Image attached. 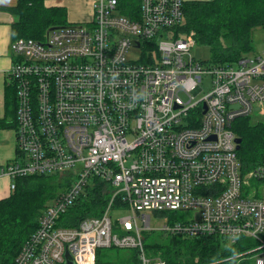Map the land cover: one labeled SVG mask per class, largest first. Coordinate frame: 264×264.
Segmentation results:
<instances>
[{
  "label": "built area",
  "instance_id": "built-area-1",
  "mask_svg": "<svg viewBox=\"0 0 264 264\" xmlns=\"http://www.w3.org/2000/svg\"><path fill=\"white\" fill-rule=\"evenodd\" d=\"M184 5L95 0L85 25L13 43L8 78L18 101V161L0 176L72 177L15 264H64L66 252L76 264H95L100 248L137 249L140 264H167L144 250L151 221L140 215L148 211L195 214L167 224L166 233L230 245L247 237L264 246V167L243 175L233 130L237 118L264 111V52L241 59L238 69L196 60L194 33L174 37L185 25ZM93 176L113 189L104 215L76 229L58 227ZM117 199L131 215L115 234ZM234 259L222 262L243 260ZM254 264H264V252Z\"/></svg>",
  "mask_w": 264,
  "mask_h": 264
},
{
  "label": "trees",
  "instance_id": "trees-1",
  "mask_svg": "<svg viewBox=\"0 0 264 264\" xmlns=\"http://www.w3.org/2000/svg\"><path fill=\"white\" fill-rule=\"evenodd\" d=\"M47 1L54 0H18L16 6L8 8L16 17L12 27L14 41H44L49 29L69 24L66 8L48 6ZM184 11L185 25L173 30L174 37L194 33L197 45H206L213 51L217 65H230L253 53V31L264 29V0L185 1ZM9 88L16 96L15 89ZM12 124L0 120V128H10ZM233 130L242 140L237 152L242 171L247 175L264 166V122L252 123L251 117H239L234 121ZM62 178L65 179L60 181ZM71 182V178L62 174L15 180L16 188L10 198L0 201V264H15L16 257L37 231L43 211L66 192ZM112 191L109 184L92 177L75 204L61 215L59 226L78 228L86 219L101 217ZM151 236L152 233H148L145 237L146 250L148 247L151 257L167 264H229L222 261L258 247L246 237H241L237 245L226 246L219 237L192 238L176 234H160L151 245H146ZM96 252V264H140L137 250H124L128 252L126 256L116 253L119 250L114 248ZM243 264L254 263L246 260Z\"/></svg>",
  "mask_w": 264,
  "mask_h": 264
},
{
  "label": "crops",
  "instance_id": "crops-1",
  "mask_svg": "<svg viewBox=\"0 0 264 264\" xmlns=\"http://www.w3.org/2000/svg\"><path fill=\"white\" fill-rule=\"evenodd\" d=\"M17 1L18 0H0V120H4L5 122L11 124L13 123L10 128H0V169L6 166L9 167V165H12L18 157L15 125V110L17 108V100L14 90L12 88H9L10 83L8 78L9 71L15 62V57L13 55L11 46L12 42L14 41L12 35V27L16 22V17L9 12L8 8L16 6ZM65 1H62L60 3H56L55 0L47 1V5H59L65 7V5L63 4L65 3ZM9 92H11L10 95H8ZM12 111L15 116V119L13 121L9 119L10 113ZM63 179L65 178L60 179V181H63ZM14 182V180L7 176L0 177V201L10 198L12 192L14 191L11 189V184H13Z\"/></svg>",
  "mask_w": 264,
  "mask_h": 264
},
{
  "label": "rangeland",
  "instance_id": "rangeland-1",
  "mask_svg": "<svg viewBox=\"0 0 264 264\" xmlns=\"http://www.w3.org/2000/svg\"><path fill=\"white\" fill-rule=\"evenodd\" d=\"M65 1V0H64ZM95 1V0H94ZM93 0H67L65 3V8L68 12V22L72 24H78V23H87L93 19ZM184 1H194V0H184ZM196 1H207V0H196ZM56 3H60L62 1L55 0ZM253 44H254V51L253 53L249 54L251 58L254 56L260 55L264 51V29H256L253 31ZM213 51L206 46L202 44H198L192 49V55L193 57L201 62H207V63H214L213 58ZM239 66L236 65L235 69H238ZM204 94H201L200 97H202ZM264 118V111L255 112L251 116L252 123H260L264 122L261 120ZM12 121L15 119L13 111L10 113V118ZM252 185L254 187L262 186L256 182H252ZM113 192V191H112ZM109 204V203H108ZM147 215L151 216V228L154 229V231H146L144 233V236L146 237L149 232L152 233L153 236L150 238H147L146 245H151L152 242L160 235L164 234L161 232V230L164 228L167 224H174L175 222L184 223L189 221L190 219L194 218V213L191 212H185V211H179V212H168V213H162V212H154V211H148ZM104 214V213H103ZM130 215V212L128 211H117L114 218V225H117L115 221L119 222V220L127 217ZM142 225V224H141ZM159 229V230H158ZM115 233H118L117 230L114 231ZM261 239L264 241V234L261 236ZM253 242L255 240L253 239ZM119 250V252H116L118 254H121L126 256L128 252H123V249H116ZM122 251V252H121ZM113 252H111L112 254ZM147 253H150V249L147 247ZM253 256V255H252ZM248 257L250 260L252 258ZM76 264V263H75Z\"/></svg>",
  "mask_w": 264,
  "mask_h": 264
},
{
  "label": "bare ground",
  "instance_id": "bare-ground-1",
  "mask_svg": "<svg viewBox=\"0 0 264 264\" xmlns=\"http://www.w3.org/2000/svg\"><path fill=\"white\" fill-rule=\"evenodd\" d=\"M92 21V20H91ZM90 22V21H89ZM88 23V22H87ZM78 24H83V25H85L86 23H78ZM68 25H72V23H69V24H67V25H65V26H68ZM65 26H62V27H55L56 29L55 30H58L59 28H63V27H65ZM52 29V28H51ZM55 30H50L49 29V32H48V34H50L51 32H54ZM47 34V35H48ZM186 36H189V35H186ZM186 36H182V37H186ZM20 40V39H19ZM26 40H29V39H26ZM31 40H34V39H31ZM17 41V40H16ZM16 41H13L12 42V46H13V43L14 42H16ZM35 41H38V40H35ZM41 42V41H40ZM195 46H197V42H196V40H195ZM12 46H11V48H12ZM12 52H13V48H12ZM264 52V51H263ZM262 52V53H263ZM13 54L15 55V62H16V60H17V58H16V54L13 52ZM248 58H251L249 55H247V56H245V57H243L242 59H248ZM241 60V59H240ZM240 60H238V61H236V62H234L233 64H230V65H233L234 67L236 66V65H238L237 63L240 61ZM15 62H14V64H15ZM201 62V61H200ZM207 63V62H206ZM13 64V65H14ZM212 64H215V63H212ZM215 65H217V64H215ZM13 67V66H12ZM12 69V68H11ZM10 69V70H11ZM10 72V71H9ZM9 76V75H8ZM11 86V85H10ZM11 87H13V86H11ZM16 91V90H15ZM16 97H17V93H16ZM17 108H18V101H17ZM206 109V108H205ZM204 113H206V110L204 111ZM251 117V116H250ZM16 124H17V126H16V133H17V128H18V123H17V110H16ZM16 139H17V136H16ZM237 139V138H236ZM18 161V157H17V159H16V161L14 162V163H16ZM240 162V161H239ZM13 163V164H14ZM242 167V166H241ZM262 167H264V166H262ZM4 168V167H3ZM260 168V167H259ZM2 169V168H1ZM255 170V169H254ZM253 171V170H252ZM251 171V172H252ZM242 173H243V175H246L243 171H242ZM250 172H248L247 174H249ZM59 175H61V174H59ZM63 175V174H62ZM29 176H34V175H29ZM64 176H66L67 178H71V180H72V177H71V175H69V174H64ZM247 176V175H246ZM0 177H2V176H0ZM25 177H28V176H25ZM93 177H95V176H93ZM17 178H24V177H16L15 179H14V181L17 179ZM92 178V177H91ZM91 178L89 179V181L91 180ZM96 178H98V177H96ZM100 179V178H99ZM101 180V179H100ZM89 181H88V183H89ZM102 181V180H101ZM104 182V181H103ZM253 182V181H252ZM251 182V183H252ZM87 183V184H88ZM105 183H107V182H105ZM14 185H15V182L13 183ZM86 184V185H87ZM107 184H109V183H107ZM110 185V184H109ZM71 187V186H70ZM69 187V188H70ZM15 188H16V185H15ZM68 188V189H69ZM112 188V187H111ZM67 189V190H68ZM86 189V188H85ZM84 189V190H85ZM15 190V189H14ZM66 190V191H67ZM113 190V189H112ZM84 192V191H83ZM63 193H66L65 191L64 192H62L60 195H62ZM60 195L58 196V198L60 197ZM82 195V194H81ZM112 196H113V192H112ZM58 198L56 199V200H54L53 202H51L52 204L51 205H49L48 207H47V209L50 207V206H52L57 200H58ZM78 200V199H77ZM76 200V201H77ZM111 200H112V197H111ZM111 200H110V202H111ZM110 202H109V204H110ZM118 202H119V204L120 205H118ZM75 204V203H74ZM73 204V205H74ZM109 204L107 205V207H106V209H105V211L107 210V208H108V206H109ZM46 209V210H47ZM69 209V208H68ZM67 209V210H68ZM46 210L44 211V215H45V212H46ZM105 211H104V213H105ZM117 211H128V212H130L127 208H125V204L122 202V199H117L116 200V202H115V204L113 205V207H112V211H111V217H112V220H113V222H114V218H113V216L115 215V213L117 212ZM66 212V211H65ZM64 212V213H65ZM159 212H162V211H159ZM169 211H165V212H162V213H168ZM174 212H179V211H174ZM63 213V214H64ZM148 213L147 212H143V213H141V215H140V218L142 217V215H146L149 219H150V221H151V216L150 215H147ZM43 215V216H44ZM62 215V214H61ZM104 215V214H103ZM102 215V216H103ZM130 215H131V212H130ZM129 215V216H130ZM42 216V217H43ZM101 216V217H102ZM42 217H41V219H42ZM101 217H98V218H101ZM128 217V216H127ZM194 217H195V214H194ZM197 217V216H196ZM126 218V217H125ZM41 219H40V222H39V225H40V223H41ZM90 219H94V218H90ZM95 219H97V218H95ZM94 219V220H95ZM124 219V218H123ZM123 219H121V220H123ZM86 220H89V219H86ZM86 220H84V221H86ZM121 220H119V221H121ZM83 221V222H84ZM82 222V223H83ZM115 223H117V220L115 221ZM139 223H140V221H139ZM142 223H140V225H141ZM170 225V224H169ZM171 225H173V224H171ZM116 226L117 225H115V230H117V228H116ZM142 227H145L143 224L141 225ZM166 226V225H165ZM164 226V227H165ZM58 227H60V228H64V227H61V226H59V223H58ZM38 228H39V226H38ZM37 228V229H38ZM65 229H76V228H65ZM114 230V231H115ZM154 231V229H152L151 228V222H150V225L149 226H146V230L143 232V237H144V250H145V252L147 253V250H146V247H145V236H144V233L146 232V231ZM159 230V229H158ZM161 232L162 233H164V234H167V235H172L171 233H166V232H164L163 231V229L161 230ZM36 233V232H35ZM34 233V234H35ZM115 233V232H114ZM149 233H151V232H149ZM34 234H33V236H34ZM115 234H117V233H115ZM32 236V237H33ZM182 236H186V235H182ZM186 237H190V236H186ZM198 237H205V236H198ZM209 237H211V236H209ZM212 237H216V236H212ZM192 238H195V237H192ZM220 238V237H219ZM247 238V237H246ZM221 239H223L224 240V243L226 244V246H233V245H230L229 244V239H227V238H221ZM240 239V238H239ZM238 239V240H239ZM249 239V238H248ZM238 240H237V243H238ZM251 242H253V239H249ZM262 240V239H261ZM263 241V240H262ZM264 242V241H263ZM237 243L235 244V245H237ZM254 243H256L257 245H258V247L257 248H255V249H253V250H249V251H247V252H245V253H243V254H239V255H236V256H234L233 258H231L230 260H232V262L234 261H237V260H239V259H234L235 257H237V256H241V258L243 259V260H241L242 262H241V264H243V262H246V260H249L248 259V257L250 258V256H252V258L250 259L251 261H253V263H254V259L256 258V256L259 254V253H262V252H264V246H263V243H261V242H259V241H256L255 240V242ZM100 249H105V248H100ZM130 250H137V249H130ZM137 251H139V250H137ZM97 253V252H96ZM20 254V253H19ZM69 255V259L75 264V261L73 260V258H72V256L70 255V253L68 252H66V255ZM147 255H149L148 253H147ZM19 256V255H18ZM17 256V257H18ZM150 256V255H149ZM17 257H16V259H17ZM16 259H15V261H16ZM66 261H67V258H66ZM140 263H141V261H140ZM64 264H66V262L64 263Z\"/></svg>",
  "mask_w": 264,
  "mask_h": 264
},
{
  "label": "water",
  "instance_id": "water-1",
  "mask_svg": "<svg viewBox=\"0 0 264 264\" xmlns=\"http://www.w3.org/2000/svg\"><path fill=\"white\" fill-rule=\"evenodd\" d=\"M56 28H52V29H50V30H55ZM235 143L237 144V151H239L240 150V148H241V144H242V140L241 139H239V138H237L236 140H235ZM66 258H67V261H66V264H74L70 259H69V255L67 254L66 255Z\"/></svg>",
  "mask_w": 264,
  "mask_h": 264
}]
</instances>
